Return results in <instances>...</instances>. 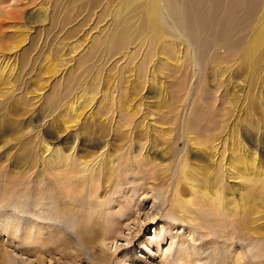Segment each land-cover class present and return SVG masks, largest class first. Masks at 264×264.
Masks as SVG:
<instances>
[{
	"label": "rangeland",
	"instance_id": "obj_1",
	"mask_svg": "<svg viewBox=\"0 0 264 264\" xmlns=\"http://www.w3.org/2000/svg\"><path fill=\"white\" fill-rule=\"evenodd\" d=\"M152 1L0 0V221L47 231L0 264H264V0L242 33L206 0L200 69Z\"/></svg>",
	"mask_w": 264,
	"mask_h": 264
},
{
	"label": "bare ground",
	"instance_id": "obj_2",
	"mask_svg": "<svg viewBox=\"0 0 264 264\" xmlns=\"http://www.w3.org/2000/svg\"><path fill=\"white\" fill-rule=\"evenodd\" d=\"M262 2H263V0H247L246 1L247 5L242 6V5L238 4L237 0H230V3L227 6H225V4L223 3V0H213V14H214V16H216V14H218L221 9H222V11L224 10L226 12V20L225 21L230 23L232 20V16L235 14V11L237 12L241 9L243 14H244V22H246V23L243 26L239 22H237L234 24L233 29L237 28V29H239L240 32L241 31L243 32L245 29H247V27L250 26V24L253 21L252 18L254 17L256 12L259 10V8H261V6H263ZM157 3H159V4H157ZM205 3H206V0H153L151 2V7H149V12H150L149 18L150 19L152 17H155V19H156V16H157L156 7L157 6H160L163 11H166V9L170 8V10H173L176 12L178 25L181 28V30L184 32L185 36L187 37L185 39L186 42H189V44H192L193 46H195V48H194L195 54L191 53V56H192V61H193L194 66L198 67L199 69H200V65H199L200 63H199V55L196 51L197 50L196 45L205 46L208 44L206 39L202 36V33L205 31L206 27L209 24L213 23V14L209 15L208 13H206V12L203 13V11H202V10H205ZM222 5H223V8H222ZM159 13H161L160 10H159ZM262 13H263L262 22H261V25H260L259 30L257 32V35L255 37V39L256 38L259 39L260 43H264V7L262 10ZM225 21L222 20V23L224 24ZM229 26H230V24H229ZM226 28L227 27H225V30H226ZM180 37H183L181 35V33H180ZM227 39H230L229 34L227 35ZM255 39H254L253 43L251 44V45H253V48H250L251 52H249V53L247 52L245 54L252 59L256 55H258L259 51L261 50V48L258 45H256ZM240 44H241V41L233 40L231 44H228L226 46V51L232 52L231 50L237 49ZM220 45L215 48V50H214L215 55H218L219 53L222 54V52H220V50H219L220 49L219 47L223 46L224 48H222V49H225L224 45H222V46H220ZM217 48H219V49H217ZM226 51L224 53H226ZM86 97H88L87 93H86ZM75 102L73 103V105L70 108V111L72 113L71 118H76L77 121H80L81 117L84 116L85 113L80 111V109L78 107V105H79L78 101H75ZM65 124H66V129L74 127V123L72 122L71 119H68V120L65 119ZM45 150L50 151V148L47 145H45ZM244 155H245L244 160H246V162L248 164H252L254 166L256 165V160L253 157L247 156L245 151H244ZM186 167H187V163L185 162V166H183V169H182L183 174H184ZM59 173H60V171H59ZM63 173H65V172H63ZM63 173H60V174H62V177L64 175L63 179L60 177L62 179V183H63V181H67L66 178L69 179V174H63ZM70 174H72V172H70ZM70 179H72L71 182L75 186L81 187V188L87 183V181H85V176H77L75 174V171H74L72 177H70ZM91 182H93V181H91ZM52 190H54V188ZM77 193H79V192H73L74 195H76ZM202 196L205 200H208V201H210V199L212 198L211 194H209L208 192L203 193ZM56 202H57V200H56ZM188 202L191 204V200ZM59 204H60V202L57 203L56 206H58ZM37 222L38 221L36 219H31L30 224L26 225L25 227H22L21 225L18 224V226H19L18 229L20 231V233H18V230L16 227L17 224L15 223V221L11 220V221H8L6 223H1V221H0V231L4 232L3 234H7V232L9 230H13L14 231L13 235L20 234L22 237H25L26 240H28L27 243H31V245H33V243L36 241V239H35L36 237H39V239H41L43 237V235L45 233H47L46 230H43V231L40 230L41 227H38L37 229L35 228V225ZM44 244H48V242L44 241ZM22 263L25 264L24 261H22ZM57 263L58 264H64V259L59 260ZM65 264H73V263L66 262Z\"/></svg>",
	"mask_w": 264,
	"mask_h": 264
}]
</instances>
